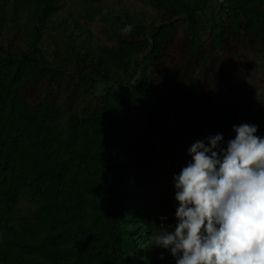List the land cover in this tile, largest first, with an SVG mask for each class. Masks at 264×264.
<instances>
[{
  "label": "trees",
  "instance_id": "obj_1",
  "mask_svg": "<svg viewBox=\"0 0 264 264\" xmlns=\"http://www.w3.org/2000/svg\"><path fill=\"white\" fill-rule=\"evenodd\" d=\"M131 1L0 0V264H175L190 146L264 137V0Z\"/></svg>",
  "mask_w": 264,
  "mask_h": 264
},
{
  "label": "clouds",
  "instance_id": "obj_2",
  "mask_svg": "<svg viewBox=\"0 0 264 264\" xmlns=\"http://www.w3.org/2000/svg\"><path fill=\"white\" fill-rule=\"evenodd\" d=\"M195 141L174 175L176 224L152 239L175 264H264V137L233 126Z\"/></svg>",
  "mask_w": 264,
  "mask_h": 264
},
{
  "label": "rangeland",
  "instance_id": "obj_3",
  "mask_svg": "<svg viewBox=\"0 0 264 264\" xmlns=\"http://www.w3.org/2000/svg\"><path fill=\"white\" fill-rule=\"evenodd\" d=\"M131 3H135L139 7V9H146V8L149 9L148 7H146L145 5H143L142 2L139 1V0H132L131 2H128L126 5L127 6L129 5V7H131ZM149 11L151 12L152 10L150 9ZM251 87H253V85H251Z\"/></svg>",
  "mask_w": 264,
  "mask_h": 264
}]
</instances>
